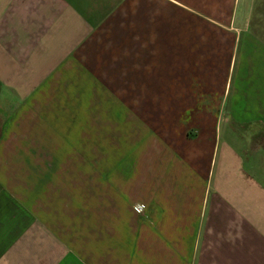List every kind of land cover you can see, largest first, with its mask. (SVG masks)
<instances>
[{"label": "crops", "instance_id": "crops-1", "mask_svg": "<svg viewBox=\"0 0 264 264\" xmlns=\"http://www.w3.org/2000/svg\"><path fill=\"white\" fill-rule=\"evenodd\" d=\"M73 71L78 92L108 86L118 118L126 107L151 141L94 236L32 210L40 195L9 174L45 171L43 154L75 155L35 143L57 140V124L71 132L62 105ZM121 71H149L142 81L162 99L122 107L114 95L136 91L116 82ZM115 140L99 154L121 155ZM0 264H264V0H0Z\"/></svg>", "mask_w": 264, "mask_h": 264}, {"label": "rangeland", "instance_id": "rangeland-1", "mask_svg": "<svg viewBox=\"0 0 264 264\" xmlns=\"http://www.w3.org/2000/svg\"><path fill=\"white\" fill-rule=\"evenodd\" d=\"M241 14L240 8L237 11L236 16ZM187 32V31H186ZM187 34V40L189 34ZM205 36V35H204ZM208 36V35H206ZM215 42L219 39L209 35ZM225 37L224 45L217 44V52L219 60L226 61L225 53L230 52V44ZM226 48L229 51H225ZM241 43H237L235 46V55L240 56ZM225 58H224V57ZM238 63V61H237ZM234 72V78H237L238 68L236 67ZM80 71H73L72 77L68 76V83L78 85L80 92L81 87V75ZM152 72V71H151ZM122 76H115L116 82L120 83L121 87L131 88L135 93L122 91L116 95V100H121L122 107H131L132 105L126 104H142L147 99L160 101L162 99L156 93L148 92L146 85L142 80H147L149 71H121ZM124 73H126L124 75ZM208 78V76L204 77ZM72 80V81H71ZM65 79L60 81L59 84H64ZM92 81V80H91ZM96 83V82H95ZM89 89L87 88L86 94L80 93L76 90L72 92L73 87H69V92L73 93V107L71 101H67L68 105H62L63 114L67 112V116L71 118V112L73 117V125L71 132L68 131L67 126L63 124H57L56 134L59 137L57 140H35L36 145L41 142V151L45 153L49 152L46 148L56 143L58 146L57 151H64L63 149L73 147L75 155H45L36 157V160L41 159L43 169L45 171L37 173H19L11 172V179H26L28 189H16L21 193L29 192V195H33V200L37 199L40 195L41 202L28 204L32 210H41L42 212H53L54 217L57 218L59 229L64 228L63 222L66 224L65 230L71 231L75 235L85 234L87 231L91 236L99 235L104 230L110 227V220H108L107 214L113 212L115 205L113 202L114 196H123L126 193L129 195L128 180H130L133 174V168L136 164L137 158L140 160V164L145 166V153L147 143L151 144L150 139L146 134L145 128L139 124V122L131 116L128 109L121 110V118H118L120 110L113 106V98L108 86H103L98 90L96 85L89 82ZM200 86H203L200 83ZM61 87V85H60ZM194 87V86H191ZM60 93V92H59ZM202 94V92H199ZM174 93H171V95ZM136 98V99H134ZM232 97L229 98L230 102ZM87 100L90 101V107L87 109ZM127 100V101H126ZM203 109V107H202ZM200 109V111H202ZM86 110V112H84ZM88 112V113H87ZM225 117V116H224ZM61 117H59L60 120ZM68 123L71 124V121ZM223 124L221 130L223 131ZM71 128V127H68ZM220 125H218V130ZM54 132V130H53ZM121 135V155L119 156H101L99 153H104L106 149L118 146V142L115 139H119ZM89 139V140H87ZM90 141V144L88 143ZM34 143V140H30ZM90 151L86 152V151ZM84 151V152H82ZM139 155V157H138ZM133 164V166H131ZM57 167L59 170H50V166ZM82 167H89L90 171H82ZM98 168L102 169L98 171ZM21 175V177H17ZM37 180H41V188L37 189L33 187V184L37 186ZM117 185V186H116ZM29 186V187H28ZM10 193L14 194V189H10ZM19 195V196H18ZM21 197L20 194L15 195ZM87 199V202L77 203ZM102 198V200H98ZM106 203H104V200ZM37 202V201H36ZM89 210L88 217L85 216L86 210ZM132 210L136 214H141L144 211L143 204H134ZM84 213V220L78 215ZM100 216L101 218H99ZM72 224L71 226L65 222ZM83 224V225H82ZM82 226V228H81Z\"/></svg>", "mask_w": 264, "mask_h": 264}]
</instances>
